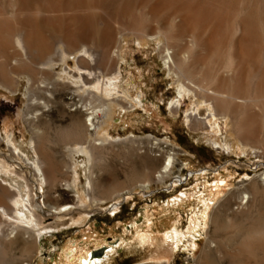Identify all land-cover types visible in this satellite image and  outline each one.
Segmentation results:
<instances>
[{
    "label": "rangeland",
    "instance_id": "obj_1",
    "mask_svg": "<svg viewBox=\"0 0 264 264\" xmlns=\"http://www.w3.org/2000/svg\"><path fill=\"white\" fill-rule=\"evenodd\" d=\"M26 1L20 11L0 0V64L24 63L11 72L14 87L0 83V163L27 180L31 210L55 225L27 248L35 234L12 243L9 221L0 264H81L103 248L95 264H196L225 199L231 212L248 208L237 217L222 209L225 225L264 222V0ZM38 45L53 59L48 66ZM46 76L50 98L37 88ZM108 79L111 98L102 95ZM101 100L112 111L84 140ZM81 148L92 158L75 154ZM26 155L50 172L45 182ZM171 155L169 177L141 188ZM9 186L0 177L8 195ZM67 205L75 210L53 219L51 207Z\"/></svg>",
    "mask_w": 264,
    "mask_h": 264
},
{
    "label": "bare ground",
    "instance_id": "obj_2",
    "mask_svg": "<svg viewBox=\"0 0 264 264\" xmlns=\"http://www.w3.org/2000/svg\"><path fill=\"white\" fill-rule=\"evenodd\" d=\"M14 2H15L16 7H18L20 9V11H21V9H23L27 5L26 0H14ZM32 35H33V33L31 31H28V32H26V34H24L23 38L20 39L19 41H17L16 43H18L19 47H21L20 46L21 44H23V46H25L27 44L26 42L31 38ZM34 39H35V37H34ZM7 48H8V46H7ZM37 48H38L37 49L38 59L42 62L41 65L48 66L49 63H51L53 61V59L48 55V51H47L48 49L46 50V49L42 48V45L41 46L38 45ZM172 54L173 53L166 51L165 55L163 57L164 64L169 70H170L171 66H173V68H174V61L172 58ZM35 58H37V57L35 56ZM31 59H33V58H31ZM3 61L5 63V60H3ZM6 61H7V59H6ZM106 61L109 62L110 60L106 57ZM80 62L84 63L86 65H89L88 61L85 59H81ZM18 65L22 66V65H24V63H21V62L18 63L15 59V60L11 61V63L3 64V62H2V64H0V81H1L0 83H2V87H4V88L14 87L16 82L13 79L11 72L14 71V69L16 70V67ZM9 66H11V67L8 68ZM25 68L29 72L31 71L30 62H29V65L25 64ZM42 72H44V71H42ZM44 74L49 75V73L47 71H45ZM91 75H92V73H90V76ZM98 86H99V84H95L92 87L93 90L98 91ZM34 87H36V86H34ZM37 88L45 89L47 93L46 92H44V93L48 94L49 98L52 97L49 89H52L53 86L49 83V79L47 76L43 77L41 79V81L37 84ZM198 89L200 91H202V89H200V88H198ZM114 90H115V82L113 80L112 81L109 80L106 84L105 89L103 90L104 92H102V91L101 92L103 93L102 95L104 97L111 98L114 94ZM203 92H205L206 94L212 95V97L216 98L222 105L227 104V101H226V99H228L227 96H225L221 93H217V92H214V93H209L208 91H203ZM179 95L181 96L182 94H179ZM101 101H102V104L100 107L90 108L91 113L87 117L90 120L88 122L89 125H87L85 123L86 134H85L84 140L89 141V139L91 138V135L89 134V132L96 130L95 123H98L100 120L107 119L109 114L112 111L111 110L112 104L106 105L103 100H101ZM34 102L38 103L36 101H34ZM40 105H42L44 108H47L46 104L43 102L40 103ZM177 105H178V103H177ZM89 128H91V130H89ZM81 135L82 134H80L79 132H74L73 140L75 142H79ZM14 150L17 151V149H14ZM34 151H36V153L40 152L39 150H37L35 148H34ZM91 151H92V148L90 150H89V148H86L84 150L81 148V149L76 150L75 154L82 153L85 155H90V158H92ZM21 157H23V156H21ZM25 158H26V161H28V162L30 161V166L33 168V170H35V173L40 178V182H43V181L45 182L46 177H48L50 172H47V170L45 171V169H44L45 166H43L42 162L39 159L34 160L32 158L33 160H31L28 157V155H26ZM87 159H89V157ZM173 164H174V157L172 155L167 156V158L164 159L159 171L155 175H153L151 178L146 180L143 184H141L140 187L141 188H148L152 182H163V181H165L169 177V174L173 169ZM91 166L92 167L90 168V178H89L88 184H87L89 188H91L93 186V183H94V181L92 179L93 165H91ZM2 176L9 178V181H10L9 187L11 188L12 193L8 192V193H11L10 195H8L6 193V191H4V189L2 187H0L1 200H2V197L5 200H7V202H1V200H0V255H1V252H3V247L5 246L4 242L6 241V230L3 226H6V224L9 223V221H11V223H12L11 224L12 225L11 235H13V236L11 238L9 235L8 236L10 238L9 240L12 243L16 242L18 240L20 241V239H21L20 235L23 232L26 234H29V233L35 234L36 237L35 236H31V237L29 236L28 237V235H27V237H26L28 239L26 241L27 242V248L36 247L38 239L41 237V232L48 230V228H52L55 225V223H50L49 219L40 221L37 218V216L35 215V213L31 210V194L28 193L29 185H28V182L25 178L21 177L20 175H17L13 171H7L6 167H4V165L2 163H0V177H2ZM50 179L51 178H49V180ZM66 187L68 189L71 188L70 184H67ZM219 189H220V186H216V191H218ZM7 190H9V189H7ZM24 194H27V196L25 197ZM230 199L231 198L225 199L220 205H218L216 207V209H215V211L211 217L212 230H211L210 234L208 235V241H207L203 251L201 252L200 257L198 258L196 264H264V222H263V219L260 217H257L254 219H250V221L246 220L244 222H240L239 223L240 225L238 227H236V224H234L235 226L233 224L231 226L225 225L223 220L220 218V217H222V212H223L222 209H229L230 213H234V212H231V209H232L231 208L232 207L231 202L232 201ZM246 199H248V198L246 197ZM242 200H243V198L241 199V201ZM81 206H84V205H81ZM65 208L66 209L64 211H61L62 208L51 207V209H52L51 214L54 216L53 219H57L60 216H63L64 214H70L72 210H75V207L72 205H67V206H65ZM246 209H248V208L242 207L241 210H239V211L237 209V212H235L234 215L236 216L238 214H245ZM258 215H259V213H258ZM260 216H262V215H260ZM3 218L5 219L4 221H3ZM199 221H200V218H196V219L192 218L191 219V223H192L191 225H193V229L198 228L196 223H198ZM178 222L179 221H177V223ZM178 228H179L178 226L174 227V233L176 235L178 234L177 231H180V230H178ZM229 229H232V230L228 232ZM220 234L224 235V238H221L222 240L220 239V241H217V238ZM89 257L87 260H83L81 262V264H95V262L92 261V258L89 259ZM9 261H10V259L7 260V257H6L3 261V263H8Z\"/></svg>",
    "mask_w": 264,
    "mask_h": 264
},
{
    "label": "water",
    "instance_id": "obj_3",
    "mask_svg": "<svg viewBox=\"0 0 264 264\" xmlns=\"http://www.w3.org/2000/svg\"><path fill=\"white\" fill-rule=\"evenodd\" d=\"M128 229H130V227H128ZM106 249L107 248H103V250L102 251H98V252H94V253H92V255L89 257V259H93V258H99L100 256H103L104 257V255H105V252H106Z\"/></svg>",
    "mask_w": 264,
    "mask_h": 264
}]
</instances>
